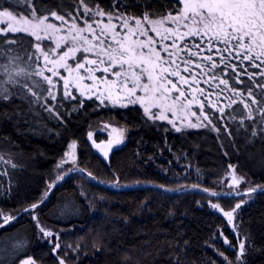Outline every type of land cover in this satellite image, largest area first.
I'll list each match as a JSON object with an SVG mask.
<instances>
[{
    "label": "trees",
    "instance_id": "obj_1",
    "mask_svg": "<svg viewBox=\"0 0 264 264\" xmlns=\"http://www.w3.org/2000/svg\"><path fill=\"white\" fill-rule=\"evenodd\" d=\"M33 3L38 17L52 11L65 17L80 14L78 0H33ZM88 3L98 4L106 11H126L129 15L141 14L146 5L155 12L171 11L175 6V0H88ZM0 9L25 14L31 11V6L18 0H0ZM15 35L20 41L17 50L5 53L4 48L16 46L3 45L0 56L18 53L23 56L21 49L34 50L31 37L23 33ZM4 38L0 34V41ZM241 78L245 84H237V88L250 83L246 77ZM41 83L47 87L44 81ZM31 99L16 96L0 102V157H3L0 213L16 216L39 200L53 181L56 166L68 146L76 143L77 166L85 173L76 171L69 176L35 210L43 224L72 229L62 236V245L70 247L67 255L74 252L76 264H212L214 251L220 249L230 259L234 258L227 247L216 241L222 233L232 246L236 245L224 218L206 204L207 195L197 192L172 195L157 188L114 190L94 183L87 173L107 184L118 179V186L123 187L152 184L178 190L198 185L212 190L232 170L231 165L248 185L264 184V133L258 132L253 137L249 128L241 126L239 117L246 115L242 104L225 107V117L216 121L220 131L204 121L205 126L175 132L163 124L157 126L145 120L136 107L114 110L91 100H71L58 92L56 100L48 101L54 105V111L49 112L42 103L30 105ZM230 115L237 119H229ZM215 116L220 114L217 112ZM104 122L123 125L128 133L126 142L114 149L107 160L87 138L91 126ZM244 123L252 125L254 121ZM234 200L215 201L228 210ZM31 215L24 212L1 228L0 243L15 237L16 248L23 253L12 264L29 257L37 264H59L58 255H53L39 241ZM239 223V230L250 246L246 264H264V193L254 195L252 202L246 204Z\"/></svg>",
    "mask_w": 264,
    "mask_h": 264
},
{
    "label": "snow or ice",
    "instance_id": "obj_2",
    "mask_svg": "<svg viewBox=\"0 0 264 264\" xmlns=\"http://www.w3.org/2000/svg\"><path fill=\"white\" fill-rule=\"evenodd\" d=\"M78 2L83 5L84 15L79 17L82 24L77 22L75 13L71 19L55 11L38 17L33 0H18V3L31 6V11L25 14L0 9V25H4L0 27V34L5 37L0 41V47L16 46L4 48L5 53L14 52L19 47L16 33H28L37 42L32 46L34 50L21 49L23 56L19 53L0 56V102L16 96L28 100L31 96L30 105L42 103L47 111L53 112L54 105L48 101L56 100L58 90L62 89L65 97L77 99L69 91L71 82L68 76L61 74L62 68L69 76L75 73L74 86L81 96L91 99L90 94H95L101 104L105 101L121 107L139 104L149 119L163 120L167 119V111L175 114L176 109L190 108L198 103V119L202 117L214 130L220 131L216 121L225 117V107L231 108L239 102L246 110V115L239 117L241 126L249 128L253 137L258 132L264 133V80L258 78L264 77V0H175L171 11L155 12L146 5L139 15H129L119 9L104 11L90 5L88 0ZM49 16L61 24L46 23ZM44 39L52 41L55 47L43 48L39 42ZM61 48L64 50L60 51ZM78 53L83 55L77 58ZM69 60H75V63L69 64ZM249 68L259 71L250 72ZM241 77H246L250 83L244 88H237V84H245ZM61 80L62 85L59 84ZM84 80L92 83L81 85ZM225 100L227 104L222 103ZM205 102L212 113L204 111ZM153 108L159 109V112H153ZM217 112L219 117L215 116ZM228 118L237 119L235 115ZM245 120L254 123L245 125ZM168 122L173 123L172 120ZM190 126L205 125L201 121L199 125ZM176 131L180 128L177 127ZM89 139H92V133H89ZM120 142V139L109 140L108 146L110 148L113 143ZM96 147L100 145L96 144ZM104 156L107 158V151ZM2 160L3 157H0ZM67 162L64 159L57 165L60 171L56 180L48 183L39 200L25 207L17 216L0 213L3 217L0 228L28 212L43 237H52L54 233L40 224L35 210L47 201L56 182L63 181L73 171L84 173L82 168L64 169L63 165ZM230 167L232 178L228 186L239 189L242 178L235 174L234 167ZM87 175L95 180L91 173ZM118 185L119 180L116 179L112 187ZM193 189L207 192L210 197L251 198L252 193H264V184L223 194L198 185H193ZM244 203L247 201L241 199L228 211L222 209L219 203L210 201V206L221 211L228 223L233 224L235 214ZM55 235L58 239V234ZM224 243H230L226 237ZM59 247L55 243L53 250ZM245 251V243L241 241L238 264H243ZM21 264H34V261L28 258ZM60 264H64L62 259Z\"/></svg>",
    "mask_w": 264,
    "mask_h": 264
},
{
    "label": "rangeland",
    "instance_id": "obj_3",
    "mask_svg": "<svg viewBox=\"0 0 264 264\" xmlns=\"http://www.w3.org/2000/svg\"><path fill=\"white\" fill-rule=\"evenodd\" d=\"M90 5L95 6L96 8H100L98 6V4H90ZM100 9H102V8H100ZM102 10H104V9H102ZM104 11H106V10H104ZM108 11L115 12L116 10L115 9H113V10L111 9V10H108ZM83 15H84L83 6L81 5L80 14L76 15L78 17L77 22L80 23V24H82V21L79 19V17H82ZM71 17L72 16L66 17V19H71ZM96 19H99V17H96ZM47 22L55 23L58 26L61 24L60 21L54 20L51 16H49V20L46 21V23ZM0 27H4V25H0ZM101 27H102V25H101ZM23 34H26L27 36L31 37L33 39L34 44L37 43L33 36H30L28 33H23ZM59 35H60V33L57 34V36H59ZM150 35H154V33H150ZM39 43L46 50L48 48H54L55 47L54 43L52 41L48 40V39H44V40L40 41ZM63 50L64 49L61 48L60 51H63ZM37 55H39V53H37ZM82 55H83V53H78L77 54V58H79ZM68 63L69 64H74L75 60H69ZM217 71H219V69H217ZM60 72H61L62 75L69 77V80L71 82L70 83V87H69V91L72 92V94L77 97V99H72L70 97H66L68 99H71V100H91V101L97 102L101 107H107V108H111V109H114V110H116V109H125L127 107H136V108H138L141 111V113H142V115H143L145 120L149 121L150 123H154L157 126H161L163 124L164 127L167 126V127H169V129H171L172 131H175V132H184V131L195 129L198 126L197 127H191L190 125L191 124H198L199 125L201 123V121H203V122L206 121V120H203L202 117H200L198 119V114L200 112V108H199V104L198 103H194L193 105H191L190 108L176 109L175 110V114H173V112H171V111H167L165 113V115L167 116V119H163V120H161V119H149L148 115L145 114L144 109L139 104H128L127 107H121L119 104H115L114 105L113 103H111L109 101H105L104 104H101L100 101L98 99H96L95 94H90V95H92L91 99H87L85 96H81L80 95L79 89H77L74 86L75 73H73L71 76H69V74L62 68L60 69ZM96 75L99 76V75H102V73H97ZM80 83H81V85H84V84H91L92 82L90 80H84V81H81ZM59 84L62 85L63 81L62 80L59 81ZM58 92L62 93V95H63L62 89L58 90L57 93ZM213 99H214V97H213ZM222 103L223 104H227V101L226 100L222 101ZM237 103H239V102H237ZM210 109L211 108L207 107V102H205L204 111L209 113ZM152 111L153 112H159V109L153 108ZM193 112L197 113V115H192ZM219 114L220 113L218 112V115ZM169 120H172L173 123H169L168 122ZM106 125H107V127H105ZM173 125H175V126H173ZM177 127L180 128V131H176ZM89 133H92V139L91 140L89 139ZM127 135H128L127 129L123 125H119V124H116L114 122H104V123H100V124L91 126L89 131H88V137L87 138H88L89 143L95 149V151L103 159L107 160L114 149L121 147L126 142ZM98 136H99L100 140H98ZM117 139H120L121 142L119 144L113 143L111 145V147L109 148L108 141L109 140L115 141ZM73 144L75 145V147H72ZM96 144H99L100 147L99 148L96 147ZM105 151L108 152L107 158H105V156H104V152ZM76 157H77V144L76 143H71L68 146V149L66 150V152L64 153L63 158L61 159V160L66 159L68 161L67 163H65L63 165V168L64 169H72L74 167L78 168L77 162H76ZM61 160L59 161L58 164H60ZM73 162H75V164ZM58 171H60V170L57 169V166H56V170H55L54 176H53V178H54L53 181L56 180V175H57ZM231 174H232V170H230L227 174H225L219 180V182L217 183V187L212 189V191H216V192H220V193L244 191V190H246V188L248 186H251V185H248L246 183V180L243 177L239 176L235 172V174L238 177L242 178V183L240 184L239 189L229 187L228 185L231 182V178H232ZM253 187H255V186H253ZM254 195H256V194H251V198H249L247 196H244V197H240V196L228 197V198L235 199L232 207L230 209H228V210H231L234 207L235 203H237L241 199L246 200L247 203L252 202ZM216 199L217 198L208 196V200L206 201V204L209 206V208L213 212L221 215V217L224 218V220L227 223V226H228L229 230L234 235V239H235L236 245L232 246L231 242L229 240L228 241L230 243H228V244L224 243L225 236L223 234L222 235L220 234L216 238V241L218 243H220V244H223L224 247H227L230 250L231 254L234 255V258L230 259L225 254L221 255V253H222L221 249L220 250H216V251H214L215 259L212 261V264H229V262H232V264H238L237 255L239 253V243L241 241H243L245 243L246 251H245V255L243 256L242 259H243V264H246V259H247V256H248V253H249V250H250V246L248 244V241H247L246 237L239 230L240 229V227H239V224H240L239 223V217H240L241 211L244 209V207L246 206L247 203H244L243 206L241 207V209H239L238 212L235 214V219H234L233 224H229L227 218L223 215V213L221 211L213 209L210 206V201L218 203V202L215 201ZM220 206L223 209L222 205H220ZM228 210H225V211H228ZM32 220L35 223L39 241L42 244L47 245L48 248H50V250H51L53 255H55V256L58 255L57 257L60 258L59 259V264H60V260L61 259L64 261V264H76V262L72 258L74 256V252H72V255H67V254H70L68 252L71 249H70V247L62 245V240H63L62 236L66 235L67 233H71L72 229H69V230L55 229V228H52V227H49V226L43 224L40 221V219H39L41 225H43L46 228L50 229L54 233V235L52 237H43V234L39 232V229L37 227L36 221L33 218H32ZM55 234H58V237H59L58 239L56 238ZM8 240H10V241H5V242L3 241L2 243H0V264H12L23 253V252H19L18 248H16V244H15L16 243V239H15V237L11 238V239H8ZM55 243H58L60 245L59 249H57L56 251L53 250V245ZM6 252H7L6 256H4V257L1 256L3 253H6ZM225 257H227V259H225ZM29 258H31V257H29ZM24 259H28V258H24ZM24 259H22L19 264H21V262ZM31 260L34 261L32 258H31ZM34 264H37V263L34 261Z\"/></svg>",
    "mask_w": 264,
    "mask_h": 264
},
{
    "label": "water",
    "instance_id": "obj_4",
    "mask_svg": "<svg viewBox=\"0 0 264 264\" xmlns=\"http://www.w3.org/2000/svg\"><path fill=\"white\" fill-rule=\"evenodd\" d=\"M76 171H73L71 172L70 175H67L65 176V179L63 181H58L56 182V186L51 190V193L56 189V187H58L60 184H62L69 176H71L72 174H74ZM79 172V171H78ZM85 173V172H84ZM91 180L98 184V185H101V186H104V187H107V188H111V189H114V190H131V189H139V188H157V189H160V190H163L164 192H166L167 194H172V195H178V194H184V193H189V192H197V193H202L204 195H208L207 192H204V191H200V190H195L193 189V186H190V187H184V188H181V189H178V190H172V189H166V188H162V187H159L157 185H152V184H138V185H131V186H117V187H112V184H107V183H103V182H100V181H97V180H93L91 178ZM50 193V195H51ZM217 193H220V192H217ZM259 192L257 193H252V194H258ZM223 194V193H221ZM49 195V197H50ZM48 197V198H49ZM236 197V196H235ZM214 198H228L226 196H217V197H214ZM48 200V199H47ZM17 216V215H16ZM2 220H3V217L1 216ZM15 220H12L11 222H9L8 224L14 222ZM6 224V225H8ZM5 225V226H6ZM1 229V228H0Z\"/></svg>",
    "mask_w": 264,
    "mask_h": 264
}]
</instances>
